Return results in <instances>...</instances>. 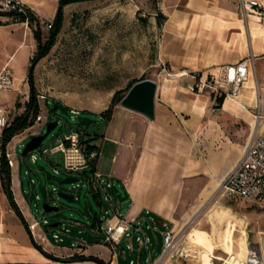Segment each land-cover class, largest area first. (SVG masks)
<instances>
[{
    "label": "crops",
    "instance_id": "obj_1",
    "mask_svg": "<svg viewBox=\"0 0 264 264\" xmlns=\"http://www.w3.org/2000/svg\"><path fill=\"white\" fill-rule=\"evenodd\" d=\"M59 1L25 0L31 12L40 20L42 29L47 22L54 20ZM100 1L66 5L64 23L75 6L94 7ZM139 1L154 16H158L156 11L165 15L164 9L171 12L170 19L163 27L162 52L169 57L170 67L178 72H174L173 78L155 80L158 83L155 119L150 120L122 107L120 101L113 104L114 95L121 91L118 90L109 93L100 103L91 100L78 110L71 109L77 112L91 111L98 117L94 122L72 132L82 131L89 135L88 138H96L92 142L98 146L95 150L98 153L95 171L103 177L98 166L100 160L105 158L109 165L107 176L113 183L110 189L115 191L118 202L109 194L123 206L132 203L125 214L127 218L140 217L149 210L158 221L157 231H164L175 222L188 220L194 199L210 197L208 185L200 184L195 188L190 177L203 175L223 179L242 158L253 137L262 131L264 17L252 14L244 17L242 0H156L155 13L146 6L147 0ZM195 14H200L204 19L199 21ZM0 23L1 28L21 27L24 34L33 36L32 28L25 24L7 22L2 17ZM179 32L185 34H176ZM33 43L36 50L35 40ZM251 55L256 59V78L249 77L237 97L225 98L221 106L216 104L217 108H213L217 98L215 93L210 90L197 93L195 99L189 101L190 84L187 86L177 79V76H190L198 72L219 75L224 66L234 65ZM127 92H124L123 97ZM9 93L5 94L8 99L16 98L17 94ZM58 104L68 107L61 102ZM111 107V116L107 118L105 112ZM258 111L263 117L260 120L256 117ZM13 182L12 177V186ZM101 189L99 187L98 195ZM15 194L26 222L32 224ZM14 213L11 206L0 205V264H98L90 260L61 262L49 258L44 252L60 259L77 254L114 264L109 246L100 237L90 235L94 237L89 239L83 236L88 244L81 249L73 246V242L80 238L77 235L67 237L62 245H54L44 237L42 230L37 231L38 228L30 235ZM240 216L244 218L240 222H245L247 235H262L264 230L251 231L248 227L250 217ZM207 222V231L199 232L207 235H240L233 217L216 221L215 226L210 219ZM33 240L44 252L35 246Z\"/></svg>",
    "mask_w": 264,
    "mask_h": 264
},
{
    "label": "rangeland",
    "instance_id": "obj_2",
    "mask_svg": "<svg viewBox=\"0 0 264 264\" xmlns=\"http://www.w3.org/2000/svg\"><path fill=\"white\" fill-rule=\"evenodd\" d=\"M146 6L155 13L156 0H147ZM164 11L166 14L163 16L160 11H156L158 16L149 14L139 0H102L94 7L75 6L63 23L49 53L35 65H32L35 54L33 36L24 34L21 27H0V71L5 65L12 70L16 86L12 93L15 96L17 94L16 98L10 100L5 96L9 92H0V104L9 112V123L15 117L23 115L30 101L31 66H34L32 83L33 91H36L39 101V114L44 117L49 116L46 124L35 122L7 145V150L12 153L15 161V166L12 168L14 179L12 189L28 213L30 221L39 223L37 231L44 230L47 240L54 245H59V242L53 238L54 232L63 224H71L72 220L83 223L84 226L79 227L84 231L83 236L93 239L94 236H90L92 234L87 226L93 223L95 214L103 216V209H110L111 206L105 199L106 193L101 189L98 195L85 175L74 174V177L79 178L78 182L60 185L63 179L70 176L64 171L60 174L55 173L56 167L60 169L63 167V155L58 153L44 157L41 149L43 147L51 149L59 143V139L64 140L76 128L86 126L98 119L91 111H80L73 117L71 109L78 110L91 100L104 101L109 93L123 91L135 81L142 79L161 81L166 77L173 78L174 72L178 71L170 67L169 57L162 52L163 27L166 26L171 14L167 9ZM195 17L199 21L204 19L200 14H195ZM42 35L43 40L46 41L49 29L44 27ZM177 79L187 86L191 83L190 76H177ZM195 94L197 93L189 88V101L195 99ZM55 101L68 107L64 108V105H60L52 111L56 105ZM216 104L217 101L213 108H217ZM50 111L52 112L49 113ZM54 121H58L57 127L46 136L42 144L37 149L24 154V149L30 140L36 135H44L48 123ZM32 153L37 155V163L32 162ZM107 163L105 158H102L98 169L102 172L104 180L109 181ZM26 171H29V175ZM190 178L195 188L200 184L208 185L211 190L210 197L194 199L191 203L194 207L188 220L178 221L172 225L175 234L186 235L185 240L187 239L189 246L192 247H186L182 257L175 256L166 264H206L205 251L214 254L215 264H220L228 254L221 249L214 250L210 243V235L199 232V230L207 231L210 211L217 206H228L235 214L250 217L248 227L251 231L264 230V202L255 203L238 197L222 196L219 192L222 181L220 177L194 175ZM31 179L35 181L34 185L31 184ZM53 188L57 191L54 192ZM60 191L73 194L76 199L68 202L59 196ZM109 193L118 202L115 191L109 189ZM36 194L40 196V200H36ZM46 203L59 207V210L46 212L43 208ZM0 205L10 208L1 185V174ZM121 213L125 215L127 208L123 207ZM44 217L48 220L50 231L46 230ZM57 223H61L59 227H52ZM77 228L74 227L72 235H78ZM161 232V230L148 231L152 238L150 249L153 257H158L162 249ZM261 234L264 235V231ZM248 239L251 248L261 250V235H248ZM125 245L126 243L123 242L122 246ZM118 253L120 264H129L131 259L137 261L138 243L135 242V251L128 252L125 258L120 250ZM147 255V250H144L143 264H147L144 260Z\"/></svg>",
    "mask_w": 264,
    "mask_h": 264
},
{
    "label": "built area",
    "instance_id": "obj_3",
    "mask_svg": "<svg viewBox=\"0 0 264 264\" xmlns=\"http://www.w3.org/2000/svg\"><path fill=\"white\" fill-rule=\"evenodd\" d=\"M241 11L244 17L248 15H256L264 17V1L262 0H242ZM30 8L25 0H0V17L4 18L7 22L22 23L29 26L31 21ZM51 23L47 22L45 27L51 28ZM264 55V53H263ZM256 59L254 56H249L241 59L238 63L231 66H224L219 75L204 74L203 72L193 73L190 75L192 81L189 88L194 93H202L210 90L215 93L216 97L224 96L225 98H235L240 92V88L249 79V77L256 78L255 70ZM15 81L12 70L5 65L0 71V92L15 91ZM72 116L75 117L79 112L72 110ZM9 112L0 107V171L3 168L4 160L6 159L11 170L15 166V161L12 153L7 148L3 149V134L4 130L9 125L8 119ZM257 119H262L260 111L257 113ZM49 116L39 114L35 120L36 123H46ZM82 131H74L66 136L64 140L59 139L58 144L51 149L43 147L41 154L47 157L49 154L61 153L64 158L62 169L55 168V173L60 174L62 171L70 176L77 174L85 175L87 181L98 191L99 187L103 188L106 193L105 199L110 203V209H103L104 215L97 216L96 220L89 228L90 234L96 237H102L101 241L108 245L113 257L114 264L119 263L118 250L123 254L124 258L128 252L135 251V242L138 243L139 258L137 261L131 259L129 264H143L142 252L147 250L148 255L144 259L147 264H166L167 261L177 256L184 255L183 248L185 246V236L177 235L173 227L162 231V249L158 257H153L150 249L152 238L149 236L148 231H157L159 224L156 218L149 210H146L140 217L128 219L126 215L121 213V209L126 207L130 209L132 203L122 205L116 203L108 190L113 186L111 181H106L96 171L92 173L83 174L84 171L92 170V160H94L98 153L97 151H84L81 144ZM33 163H37L38 157L31 154ZM29 175V171H26ZM31 184L34 185L35 181L31 179ZM79 187V186H77ZM53 191L57 190L53 188ZM219 192L225 197H238L244 200L262 203L264 202V122L262 131L256 134L249 145L247 146L242 158L236 166L229 171L222 179ZM36 200H40L39 195H35ZM76 198V197H75ZM46 230L50 231V225L47 218L44 217ZM61 223H57L59 227ZM84 226L83 223L72 220L71 224H63L58 231L54 232L53 238L56 242L63 243L67 237L73 234L74 227H78L76 241L73 246L79 249L87 245V241L83 238L84 231L79 227ZM39 227L37 221L29 225L30 231H34ZM53 227V225H52ZM44 234V230H42ZM66 237V238H65ZM125 242L126 245L122 246ZM261 252L257 248L250 249L249 264H263Z\"/></svg>",
    "mask_w": 264,
    "mask_h": 264
},
{
    "label": "trees",
    "instance_id": "obj_4",
    "mask_svg": "<svg viewBox=\"0 0 264 264\" xmlns=\"http://www.w3.org/2000/svg\"><path fill=\"white\" fill-rule=\"evenodd\" d=\"M83 1H91V0H60L59 1V7H58L57 14H56L54 20L52 22H49V23H51L52 26L49 29V36H48L46 41L43 40L40 20L38 19V17H36V15L33 12H30L31 21H30L29 27H31L33 30V37H34V40L36 43V50H35L34 57L32 59V65L37 64L43 57H45L49 53V51L51 50L53 45L55 44V42L57 40V36H58V34H59V32L63 26V23H64V7L68 4H71V3L83 2ZM34 23L36 25L35 27H34ZM1 24L2 23H0V25ZM135 82H137V81H135ZM135 82L130 84V86L126 90L116 92V94L113 97L112 103L115 104V103L121 101V99L123 98L124 92H127ZM224 100H225L224 96L217 97L216 101L218 103V106H221V104L224 102ZM58 106H60V104L56 103V105L52 111H55ZM64 108H67V107H64ZM52 111H50L49 113H51ZM39 112H40L39 101H38L36 91L34 90L31 93L30 101L27 104L26 110L23 113V115L15 117L9 123L7 128L4 130V134H3V149H4V151H6L7 145L11 142V140L14 137H16L18 134L22 133L27 128H29L35 124V120H36L37 116L39 115ZM111 113H112V107L109 108L105 112V116L107 118H110ZM88 136L89 135L86 133H83V135L81 136V144H82L83 150L88 151V152L97 150L98 146L96 144L92 143L96 138L95 137L88 138ZM95 162H96V158L94 160H92V168L93 169L88 170L89 172L84 171L83 174L94 172L95 171ZM0 174H1V185L3 187L5 195L7 196V199L9 201L11 208L18 215V217L20 218L23 225L29 231V234L32 235L30 228H29V225L26 222V220H25V218L21 212V209L15 200L14 193L12 190V170H11L6 159L4 160L3 168L0 171ZM97 216L98 215L95 214L94 221L96 220ZM33 242H34V240H33ZM34 244L38 249L43 251L42 248L36 242H34ZM44 253L49 258H51L53 260L61 261V262L90 260V261H95L98 264H107L103 260L96 258V257H90V256L87 257V256L76 254L70 258L60 259V258L54 257L53 255L48 254L46 252H44Z\"/></svg>",
    "mask_w": 264,
    "mask_h": 264
},
{
    "label": "water",
    "instance_id": "obj_5",
    "mask_svg": "<svg viewBox=\"0 0 264 264\" xmlns=\"http://www.w3.org/2000/svg\"><path fill=\"white\" fill-rule=\"evenodd\" d=\"M33 68L31 66L29 79L31 81V91H33ZM158 83L153 79H142L135 82L125 96L121 99L120 105L126 109L132 110L134 112L140 113L150 120L155 119V105H156V95H157ZM58 125V121L50 122L47 125V131L44 135L34 136L30 142L26 145L24 149V154L37 149L47 135L51 133ZM79 181V178L74 176H68L60 182L63 184H74ZM59 196L68 201L73 202L76 198L75 195L65 193L63 191L59 192ZM46 212H57L59 207L50 206L48 203L43 206ZM57 226V225H54ZM177 256V254H176Z\"/></svg>",
    "mask_w": 264,
    "mask_h": 264
},
{
    "label": "bare ground",
    "instance_id": "obj_6",
    "mask_svg": "<svg viewBox=\"0 0 264 264\" xmlns=\"http://www.w3.org/2000/svg\"><path fill=\"white\" fill-rule=\"evenodd\" d=\"M228 100H231V99L229 98ZM225 217L235 218L236 220L235 227L240 232V235H233V234L232 235H227V234L226 235H210V243L213 249L214 250L221 249L225 253L228 254L227 258L222 259L223 262L220 264H249L250 249H251L250 242H249L248 235L246 232V224L245 222L244 223L240 222V221H243L240 219H244V218L241 217L239 214H235L230 208H227L224 206H217L216 208L212 209L209 213V219L213 223V226H215L216 221H220L224 219ZM187 243L185 247L183 248V250L186 247H192L191 245L189 246V243L188 244ZM261 245H262L261 250H260L261 256H262L261 258H262V263L264 264V235H261ZM204 257H205L206 264H215L214 254L205 251Z\"/></svg>",
    "mask_w": 264,
    "mask_h": 264
}]
</instances>
